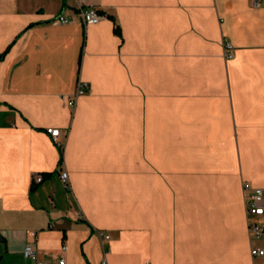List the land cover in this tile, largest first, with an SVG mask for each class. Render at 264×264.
<instances>
[{
	"label": "crops",
	"instance_id": "obj_1",
	"mask_svg": "<svg viewBox=\"0 0 264 264\" xmlns=\"http://www.w3.org/2000/svg\"><path fill=\"white\" fill-rule=\"evenodd\" d=\"M254 1L0 0V264H264L244 195L264 188Z\"/></svg>",
	"mask_w": 264,
	"mask_h": 264
},
{
	"label": "built area",
	"instance_id": "obj_2",
	"mask_svg": "<svg viewBox=\"0 0 264 264\" xmlns=\"http://www.w3.org/2000/svg\"><path fill=\"white\" fill-rule=\"evenodd\" d=\"M260 4L261 0H255L253 3L254 7H259ZM80 16L85 25H90L99 23L105 17V14L91 5L84 6L82 4V7L80 8ZM67 23H69V19L65 15H61L59 18L53 21L54 25H62ZM225 55L228 58L233 57V46L228 42L225 43ZM89 91L90 88L88 84L80 83L75 94L68 99L67 104L70 107H75L78 97L88 93ZM47 133L51 136L59 148L63 147V143L60 141L62 137L60 129L48 128ZM61 179L65 185L68 186V172L63 171L61 173ZM42 180L43 177L41 176L34 177L35 183H40ZM244 195L250 236L253 239H261L264 236V226L258 221V219L264 217V188L250 189L245 187ZM102 237L104 240L111 239L109 234H103ZM63 250H66V247H63ZM251 254L253 257H264V247H253ZM24 255L27 258H36L37 250L32 244H28L24 249ZM60 264H65V260H61ZM103 264H108L107 260H105Z\"/></svg>",
	"mask_w": 264,
	"mask_h": 264
},
{
	"label": "trees",
	"instance_id": "obj_3",
	"mask_svg": "<svg viewBox=\"0 0 264 264\" xmlns=\"http://www.w3.org/2000/svg\"><path fill=\"white\" fill-rule=\"evenodd\" d=\"M4 57V53H0V60ZM48 176V174H46ZM46 177V176H45ZM36 185L33 186V189H35Z\"/></svg>",
	"mask_w": 264,
	"mask_h": 264
}]
</instances>
